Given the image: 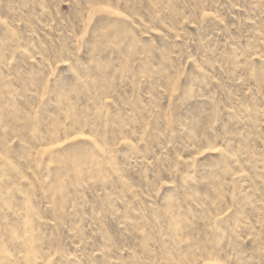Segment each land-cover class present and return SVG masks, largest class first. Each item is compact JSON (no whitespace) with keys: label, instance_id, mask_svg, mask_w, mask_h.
Masks as SVG:
<instances>
[{"label":"rangeland","instance_id":"1","mask_svg":"<svg viewBox=\"0 0 264 264\" xmlns=\"http://www.w3.org/2000/svg\"><path fill=\"white\" fill-rule=\"evenodd\" d=\"M0 264H264V0H0Z\"/></svg>","mask_w":264,"mask_h":264}]
</instances>
